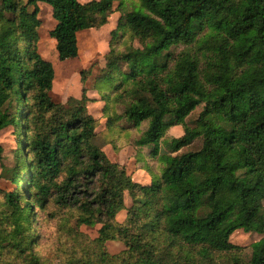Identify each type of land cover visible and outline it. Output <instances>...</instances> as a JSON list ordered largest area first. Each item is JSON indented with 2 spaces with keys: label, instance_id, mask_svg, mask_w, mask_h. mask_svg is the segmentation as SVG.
Instances as JSON below:
<instances>
[{
  "label": "trees",
  "instance_id": "obj_1",
  "mask_svg": "<svg viewBox=\"0 0 264 264\" xmlns=\"http://www.w3.org/2000/svg\"><path fill=\"white\" fill-rule=\"evenodd\" d=\"M116 1L124 0H0V126L11 124L19 145L15 188L0 189V205L14 212L5 216L12 230H0V249L4 241L20 264H41L32 208L53 199L76 220L73 242L81 226H101L81 250L88 251L67 264H264V0H134L137 7L119 17L110 43L129 35L141 47L119 53L110 44L92 87L107 136L123 119L133 129L148 123L134 146L147 148L161 169L147 186L93 146L104 131L88 112V90L66 105L52 100L54 68L38 52V3L51 7L50 37L67 61L78 56V33L106 25ZM178 125L183 135L165 142ZM198 139L200 148L180 152ZM237 230L260 236L249 254L230 242ZM106 241L125 250L109 255Z\"/></svg>",
  "mask_w": 264,
  "mask_h": 264
},
{
  "label": "rangeland",
  "instance_id": "obj_2",
  "mask_svg": "<svg viewBox=\"0 0 264 264\" xmlns=\"http://www.w3.org/2000/svg\"><path fill=\"white\" fill-rule=\"evenodd\" d=\"M80 3H87L91 0H79ZM112 16L109 23L104 30H92L81 32L78 35V56L75 59L67 61H59L57 51L55 49V40L50 37V32L55 28L56 22L52 18L51 7L45 3H38L39 12L37 19L40 21V26L37 29L38 33V52L48 62L53 65L54 68V80L52 85L51 97L56 103L66 105L72 99H80L82 89L88 90V98H97L96 90L92 87L95 83V78L100 76L101 69L105 66L104 57L109 51L110 46V31L116 28L117 21L121 15H125L127 12L132 11L137 7V3L134 0H124L122 5L119 2L113 3ZM120 10V11H119ZM117 37L111 47L119 53L129 52L128 48L133 46L140 48L141 44L138 40L130 39L129 35L125 37ZM119 40V44L115 41ZM186 46L180 45L173 47L171 52L176 56ZM85 71L86 81L82 84L81 73ZM87 72H91L88 73ZM94 90V91H93ZM31 103H33L31 101ZM14 106V105H13ZM103 102L101 100H94L87 104V109L90 115L94 118L102 117ZM123 111L119 106L118 112ZM201 111V107L192 112L185 120L186 125L194 127L195 120ZM9 113H13V107L10 105ZM3 112L0 109V121L2 119ZM21 119V118H19ZM100 125L96 129V132L104 134L97 136L93 140V146L100 148L105 155L111 159V161L125 168L127 174L130 175L142 173L143 177L148 181L149 176H156L159 174L161 164L157 157H152L145 149L141 156H146V159L139 160V155L133 148L134 142L144 132L148 123L144 122L140 125L139 129H133L131 123H128L126 119L120 122L119 128L116 129V134H109L105 132V120L101 118ZM40 125L37 126L39 128ZM121 127V129H120ZM22 130V128H20ZM183 135V129L180 125L171 127L165 136V142H170L173 139L180 138ZM17 133L11 124L0 126V148L2 149L0 159V189L3 193L12 192L15 188L14 183L11 181V170L17 168V156L16 150L19 148ZM104 137V138H103ZM27 136H23V140L26 142ZM110 140L112 143H105V140ZM165 142L160 144L159 155L166 151ZM133 146H129V145ZM201 140H195L189 147L181 150L180 152H186L190 150H196L200 148ZM147 159H149L147 161ZM141 165V166H140ZM140 169V170H139ZM149 175V176H148ZM131 176V175H130ZM136 182L142 184L143 178L141 176H134ZM151 179V178H150ZM151 183V182H150ZM22 190L19 189V194H22ZM124 205L126 208L131 206V199L128 197V193H124ZM3 202V197L0 195V203ZM22 206V205H21ZM264 206V201H263ZM32 211V226L33 238L36 242L34 247V253L37 254V259L41 264H60L61 259L64 264L73 262L74 259H79V256L88 250L82 249L90 246L89 241L97 239L99 236L100 225L94 227L81 226L78 230L80 236L76 235L77 241L73 242V236H69L70 230L76 226V220L72 216V213L68 210L60 208L55 202L50 200L43 210L34 206ZM14 212L5 205H0V230L4 231V234L9 235L12 230V226L5 220L6 215H12ZM126 218L125 211L120 212L116 216V221L123 223ZM30 235V231L26 236ZM87 238V239H82ZM75 239V237H74ZM260 239L259 235L248 234L242 230H237L230 237V242L239 247H244V254H249V246ZM84 242V243H83ZM0 249V264H5L7 261H11L14 264H20V260L17 259V252L11 251L6 247V242H2ZM104 251L109 255L121 254L125 247L122 243L117 241H106L103 244Z\"/></svg>",
  "mask_w": 264,
  "mask_h": 264
},
{
  "label": "crops",
  "instance_id": "obj_3",
  "mask_svg": "<svg viewBox=\"0 0 264 264\" xmlns=\"http://www.w3.org/2000/svg\"><path fill=\"white\" fill-rule=\"evenodd\" d=\"M112 16V14L110 15V17ZM110 17H109V19H108V22H107V24L106 25H104L103 27H101V28H99V29H89V30H84V31H81V32H85V31H92V30H97V31H100V30H104V29H102V28H104V27H106L107 25H108V23H109V20H110ZM112 31V30H111ZM110 31V32H111ZM81 32H79V33H81ZM79 33H78V35H79ZM78 35H77V38H78ZM110 35V34H109ZM38 41H39V39H38ZM39 49V48H38ZM88 93V92H87ZM96 95H97V98H93V100H100V98H99V96H98V94L96 93ZM88 96V95H87ZM92 100V99H91ZM102 117H100V118H95V119H97V120H100ZM99 123H100V121H99ZM100 125V124H99ZM105 125V124H104ZM129 146H133L132 144L131 145H129ZM133 148H134V150H135V152H136V155L138 156V153H140V155H139V160H141L142 161V159H146V156H141V154H143L144 153V151H145V149L147 150L146 152H148L149 150L147 149V148H141V149H138L137 147H135V146H133ZM111 160V159H110ZM149 159H147V161H148ZM141 166V165H140ZM140 170V169H139ZM130 175H131V178H132V180L135 182V183H138V182H136L135 181V179H134V176H136V175H138V176H141L144 180H143V182L144 183H142V184H140V183H138V184H140V185H143V186H147V185H150V182H151V177L149 176V178H148V181L142 176L143 174L142 173H139V171H138V173L137 174H135V175H133V174H131L130 173Z\"/></svg>",
  "mask_w": 264,
  "mask_h": 264
}]
</instances>
